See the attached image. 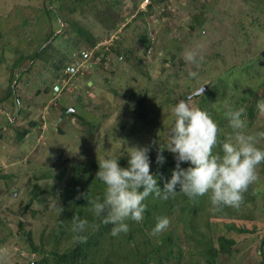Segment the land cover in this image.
Here are the masks:
<instances>
[{
  "label": "rangeland",
  "instance_id": "1",
  "mask_svg": "<svg viewBox=\"0 0 264 264\" xmlns=\"http://www.w3.org/2000/svg\"><path fill=\"white\" fill-rule=\"evenodd\" d=\"M110 1L115 10L106 0H0V99L14 88L0 101V264L36 261L40 253L27 251V232L43 251L62 252L69 246L72 239L61 235L55 242L51 231L57 228L60 194L79 184L93 185L101 158L127 156L132 146L151 151L159 146L181 94L201 86L204 91L221 76L232 101H207L202 107L212 108L215 117L224 116L220 105L243 107L246 131H264V112L259 103L252 106L255 98L264 97V0ZM143 32L150 41L146 51L139 40ZM112 46L121 48L122 57ZM166 46L176 55L173 66L164 60ZM188 50H197L204 61L186 62ZM176 66L187 72L170 78ZM190 71L197 72L194 80ZM256 92L262 93L254 98ZM30 121L36 122L30 133L17 140V128ZM225 122L220 130L224 141L233 135ZM259 167V179L241 206L244 213L221 211L215 220L219 212L209 202L193 220L199 233L189 217L178 219L177 210L165 215L181 253L153 246L157 251L148 264H158L160 256L164 264H204L202 244L193 239L202 234L236 240V250L220 255L218 264H259L264 234V167ZM235 214L240 216L236 226L254 228L241 233L227 229L225 221L231 223ZM149 236L151 243L161 241V234ZM123 239H108L106 246L121 248ZM126 247L115 253L127 255ZM138 250L146 254L141 242Z\"/></svg>",
  "mask_w": 264,
  "mask_h": 264
},
{
  "label": "clouds",
  "instance_id": "2",
  "mask_svg": "<svg viewBox=\"0 0 264 264\" xmlns=\"http://www.w3.org/2000/svg\"><path fill=\"white\" fill-rule=\"evenodd\" d=\"M184 59L198 65L204 61V56L197 50H188ZM188 75L196 78L197 72L190 71ZM195 96H203L202 87L175 102L172 108L174 119L167 131V146L157 149L158 165L165 163L162 154L165 149L176 160L171 177L163 187L158 185V176L162 179V174L151 171L148 146L129 147L127 167L120 166L119 156L99 159L96 179L105 185V191L102 199L97 197L88 203L102 224L113 226V236L128 233L129 221L139 223L144 220L145 201L150 196L167 200L179 192L195 202L207 195L213 211H222L226 207L238 209L244 203V194L258 181V168L264 164V147L259 146L264 141V131L248 133L245 109L225 105L224 116L233 135L221 143L219 125L206 110L193 102ZM259 108L264 112V101ZM218 146L219 153L214 151ZM182 162L190 166L182 168ZM56 207L59 214L63 212L62 207ZM87 223L76 218L73 232H83ZM169 224L167 217H160L151 235L162 234Z\"/></svg>",
  "mask_w": 264,
  "mask_h": 264
},
{
  "label": "trees",
  "instance_id": "3",
  "mask_svg": "<svg viewBox=\"0 0 264 264\" xmlns=\"http://www.w3.org/2000/svg\"><path fill=\"white\" fill-rule=\"evenodd\" d=\"M106 1L109 3V5L114 10L116 9V7L111 4L112 1L110 0H106ZM148 7L150 6L148 5ZM146 35H147L146 32H143V34L139 36V40L143 44L144 51L150 48V41ZM91 42L93 45L94 39H92ZM44 48L45 46L40 48V51L35 52L33 54V59H37V57H39V55L41 54L42 49ZM112 52L117 54L118 59L120 58V56L122 57L120 47L112 46ZM129 52L130 51L128 50L127 53ZM164 53H165L164 60L166 59L169 62L170 66L175 65L174 62H175L176 55L173 54L171 51H169V47L166 46V50L164 51ZM169 53L171 55H169ZM166 54H168V56H172L171 59L167 58ZM57 69L58 67H54V71H56ZM186 72H187V69H184L182 67V69L180 70L179 66H176L173 69L171 75L168 74V76H170V78L176 79V77H179L180 75ZM194 79L195 78H193V80ZM225 85L226 84L224 83L223 78L221 76H217L215 79L211 80L207 84L206 90L203 91V96H195L193 102L201 109L206 110L205 108L202 107L203 102L213 101L214 103L217 100L219 104L222 103L223 101L225 104V102L228 100L232 101V98H231L232 95H229V92H227L228 88ZM261 87L262 88L264 87V80L261 83ZM199 88L197 90H199ZM13 91H14L13 86L7 88L5 95L0 99V101L5 100V99L7 100L10 97V95L13 94ZM190 93L192 92H185L181 94L177 100L184 99L185 96H187ZM261 93L262 92L253 93V97L255 98L256 96H258L257 94H261ZM245 99L246 97H243L242 102H244ZM262 101H264V97L261 98L260 100H257L255 98L252 106H254V104L256 103L260 104ZM220 106H221V109L225 107V105L223 106L220 105ZM68 109L69 108L66 109L67 112L71 111ZM206 111L208 113L212 112V108H207ZM70 113L74 114V111ZM222 114H224V112H222ZM248 115L251 116L252 112L249 111ZM160 116L161 118L164 117V115H160ZM211 117L217 122L220 130L223 127H225V123H226L225 116H220V117L211 116ZM79 119L85 122V119L82 116H79ZM173 119L171 123L169 124V126L172 125ZM35 124H36L35 121H30L28 125L21 126V128H17L16 139L21 140V138L29 134L30 128ZM167 131L168 129L163 132V134L164 135L166 134V136H167ZM164 135L163 137H165ZM165 138H168V137H165ZM165 138L163 139V141L160 143L159 146H157L158 144L156 145L154 144L155 148L152 151L151 150L149 151V158L151 161V171L154 174L156 173L162 174V177H163L161 179L160 176H158V185L160 187H163L164 182L170 179L172 171L174 170L176 166V160H175L174 155L170 153L169 151H167L166 149L162 153L163 156L165 157V163L163 165H158L156 163V155H157L158 147L164 148L167 146L168 141H166ZM223 138H224L223 134H219V139L221 143L224 142ZM214 151L219 153L221 149L218 146ZM127 161H128L127 156H121L118 158V163L120 164L121 167H127L128 166ZM261 165L262 167H264V164H261ZM96 166H97V171H98V165ZM180 166L182 168H186L190 165L186 162H182ZM259 169L261 168L259 167ZM78 186L79 187H77V189H75L74 191L73 190L70 192L67 191V192H63L60 194V204H61L60 207L63 208V212L60 214L57 213V216H56L57 220L55 221V224H57V228L54 227L51 229V231L52 230L54 231L52 232V234L54 238H56L55 242L59 241L58 237H60L61 235L67 236L69 239H72V243L69 246H67L62 252H59L57 250L43 251L42 249L39 248V246H35L30 232H27L26 234H24V236H26L24 238V241L26 244L27 251L30 253H40L36 261H33L35 264H87V263L88 264H101V262L102 263L104 262L103 264L105 263L113 264V261L111 260V258H114L120 263H124V261H126L127 264H134L135 262H137L138 264H148V261L152 259L150 255L157 251L154 248L156 247L158 249L160 248L161 245H164L165 248H167L165 253L169 254L171 250H174V247H175L177 248L178 254H180L181 249L180 247H178V244L174 242L171 236L172 232H169L168 230H166L165 232L161 234V237H160L161 241L159 242V244L151 243L149 234L152 233V230L155 224L157 223V220L160 217H165V215L172 212L173 210H177L178 219L181 221H184L186 219V216L189 217L188 220L190 221L191 227H193L192 229H194L196 233H199V231L194 227L195 223L193 222V220L196 218V215H198V212L204 210L205 207L210 202L209 197L207 195L199 197L194 202L179 192H177L174 197H170L167 200H162V199L150 196L145 201V203L147 204V210L145 212L144 220L139 223L129 221L128 222L130 226L129 232L126 234L121 233V235L120 234L118 235L120 238L122 236L124 238L122 241V244H120V241H118L119 244L121 245V248L119 245H116L117 247L115 249H108L106 246L108 239L115 242V240L119 237L113 236L111 234V229L113 227L111 224L104 225L93 215V212L91 211L92 206L90 203H88V201L95 199L97 197H100L101 199L103 198V194L105 191V185L97 179V181L93 185H88V184L80 185L79 184ZM251 188L252 186L249 187L248 191H250ZM176 190L179 191V186H177ZM248 191L247 193L244 194L245 198L248 197ZM75 193L77 194L75 195ZM30 201L32 202V200ZM244 203H245V199H244ZM241 206L238 209L226 207L222 211L236 212L238 210L244 213ZM218 212L219 214L216 215V218H214L215 220L220 219L219 217L222 216L220 213L221 211H218ZM235 215H236V218L229 219L231 223H228L225 221V225L227 229L234 228L237 230V232L241 233L245 231L249 232L250 230L254 228V227L249 228V227L236 226L237 224H234L233 222L237 219V217H240V216L237 214ZM76 218H78L79 220H86L88 222L86 226L87 228H85L83 232H80V233L73 232L72 230L73 222ZM88 225L95 226L94 230H91ZM80 237H84L85 239L81 240L79 239ZM193 239H195L197 243L202 244V250L200 252L205 257L204 262H203L204 264H218V257L220 255H225V254L230 255L234 250H236V246H235L236 240L234 238L226 237L223 234L218 235L216 237V240H214L211 235H207V234H202L201 239L197 237L196 238L193 237ZM0 241L3 242V239H0ZM139 242H141L142 247L146 249V254L144 255H141L140 251L138 250ZM123 244L127 245L125 249V252L127 255H124L122 254L123 253L122 251H119V250H122ZM116 249H119V250L115 253ZM102 251L107 252L106 256H102L101 254H99ZM128 253H129V256H128ZM259 253L261 254V260L259 264H264V234H263V237L259 245ZM133 254H134V258L132 259L130 257ZM98 256H101V257H98ZM96 257L100 259H97ZM163 260L164 259L160 256L158 258V264H164ZM33 262H29L27 264H32Z\"/></svg>",
  "mask_w": 264,
  "mask_h": 264
},
{
  "label": "water",
  "instance_id": "4",
  "mask_svg": "<svg viewBox=\"0 0 264 264\" xmlns=\"http://www.w3.org/2000/svg\"><path fill=\"white\" fill-rule=\"evenodd\" d=\"M204 89V87H202ZM32 264H35L34 262Z\"/></svg>",
  "mask_w": 264,
  "mask_h": 264
}]
</instances>
